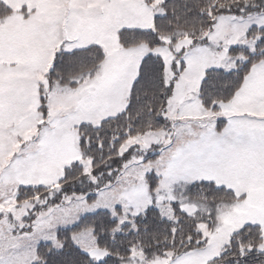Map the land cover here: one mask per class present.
Wrapping results in <instances>:
<instances>
[{"label": "rangeland", "instance_id": "obj_1", "mask_svg": "<svg viewBox=\"0 0 264 264\" xmlns=\"http://www.w3.org/2000/svg\"><path fill=\"white\" fill-rule=\"evenodd\" d=\"M151 1L156 6L162 0ZM154 14L147 0H0V264H33L45 243L63 248L61 230L99 210L111 212L119 232L148 207L175 219L177 203L203 214L200 230L207 246L171 251L144 264H207L231 243L233 233L245 241L258 236L264 246V232L254 228L264 227V62L256 69L251 65L246 87L219 110L205 107L200 91L205 68L231 71L245 61L233 46L264 34V11L225 15L214 31L186 36L188 42L178 45L184 47L185 74L167 106L170 126L123 140L117 149L131 160L122 158L127 164L120 175L97 190L94 200L88 193L52 206L56 196L49 199V193L18 199L23 185H53L60 168L80 157L76 120L124 110L142 57L151 51L146 46L123 49L117 33L149 28ZM82 42H97L107 53L98 75L77 87L50 84L55 54ZM156 53L165 57L171 78L170 52L158 47ZM151 173L161 178L153 194L147 182ZM196 181L216 182L235 197L199 198L191 191ZM245 223L248 227L239 231ZM73 241L96 260L105 256L92 229L76 232Z\"/></svg>", "mask_w": 264, "mask_h": 264}, {"label": "trees", "instance_id": "obj_2", "mask_svg": "<svg viewBox=\"0 0 264 264\" xmlns=\"http://www.w3.org/2000/svg\"><path fill=\"white\" fill-rule=\"evenodd\" d=\"M174 5H168L166 13L156 16L153 26L147 34L138 38L129 34L122 36L121 42L125 46H132L147 42L152 47L166 42L188 41L186 36L194 31H201L214 27L218 15L242 16L250 12L264 11V0H175ZM180 33V35H179ZM240 47V46H238ZM237 45L233 49H238ZM256 62L264 59V52ZM104 60L103 51L97 45L75 47L68 51H61L56 57L55 69L50 74L51 84L69 83V79H76L88 71L94 70ZM186 64L180 66L183 72ZM166 63L158 56H147L141 66L140 78L134 86L127 108L112 120L110 129L101 134L98 130L90 129L91 142L94 148L86 150V157L92 161V174L81 169L74 175V184L62 185V194L52 202H60L64 195L88 192L102 186L107 175L114 177V169H120L125 163L118 152L119 144L130 135H138L149 129L165 125L162 112L169 98L174 94L175 84L164 81ZM177 71V70H176ZM227 72L217 66H209L203 71L202 97L210 101L215 96L229 98L231 79L240 78L239 72ZM166 84H165V83ZM141 86V87H140ZM227 90H224L226 89ZM110 120H106L103 127ZM100 127V128H101ZM110 130V131H109ZM109 134L107 135V133ZM107 135V137H105ZM90 143V141L88 142ZM97 143H99L97 145ZM124 158L128 159V156ZM92 177H98L97 182ZM49 189H45L47 193ZM31 195L29 190L26 198ZM35 197V196H34ZM194 216L184 214L177 223H172L160 217L156 210H147L137 217L136 231L114 234L116 220L107 211L85 218L76 228L93 227L98 237L99 245L106 249L109 255L102 261L94 262L78 246L68 234H61L65 242L62 250H55L49 245L42 246L40 261H51L52 264H121V259L131 253L135 245L144 246L148 254L163 252L168 249L191 250L199 246L198 224ZM125 230H129L128 227ZM261 239L255 236L247 241L237 238L231 250L220 258L231 264H264V251L259 250ZM264 250V248H262ZM157 252V253H158ZM36 264H39L36 263ZM49 264V263H46Z\"/></svg>", "mask_w": 264, "mask_h": 264}]
</instances>
